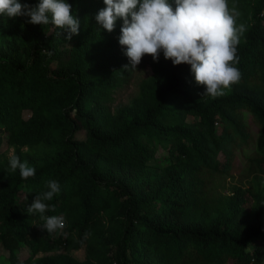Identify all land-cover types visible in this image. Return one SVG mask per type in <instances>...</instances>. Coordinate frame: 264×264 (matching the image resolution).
<instances>
[{
    "label": "trees",
    "instance_id": "1",
    "mask_svg": "<svg viewBox=\"0 0 264 264\" xmlns=\"http://www.w3.org/2000/svg\"><path fill=\"white\" fill-rule=\"evenodd\" d=\"M67 2L80 22L67 41L0 16V264H264V0H228L247 29L231 91L203 96L190 66L161 53L124 112L111 107L130 68L122 20L109 33L103 0ZM10 149L34 178L10 171ZM237 159L249 184L221 196ZM50 180L61 191L45 215H63L65 234L25 210ZM86 246L83 262L70 256Z\"/></svg>",
    "mask_w": 264,
    "mask_h": 264
},
{
    "label": "clouds",
    "instance_id": "2",
    "mask_svg": "<svg viewBox=\"0 0 264 264\" xmlns=\"http://www.w3.org/2000/svg\"><path fill=\"white\" fill-rule=\"evenodd\" d=\"M103 4L95 16L100 28L111 33L116 21L122 20L118 43L128 58L125 69L136 70L145 55L156 62L162 53L173 66H190L195 83L204 87L203 96L212 99L224 96L240 82L242 73L236 66L238 45L247 29L238 23L240 13L228 0H172V3L169 0H103ZM0 16L8 19L24 16L30 24L51 25L57 37L67 34L66 41L78 34L80 27L67 0H37L34 4L0 0ZM9 169L12 172L18 169L23 180L35 177V168L15 154L9 159ZM46 188L35 195L25 210L43 221L36 226L47 234H65L67 221L63 215H45L55 210L46 201L60 193L61 185L50 180ZM90 236L91 232L86 231L83 240Z\"/></svg>",
    "mask_w": 264,
    "mask_h": 264
},
{
    "label": "rangeland",
    "instance_id": "3",
    "mask_svg": "<svg viewBox=\"0 0 264 264\" xmlns=\"http://www.w3.org/2000/svg\"><path fill=\"white\" fill-rule=\"evenodd\" d=\"M151 60L149 59V55H145L142 58V61L139 65H137L136 70L129 68L128 70V79L123 86L118 88L113 93V103H112V109L118 108L121 111H125L131 108L133 100L136 98L139 92V86L140 84L146 80L151 75ZM189 119V118H188ZM190 120V119H189ZM248 120V119H247ZM249 122V121H248ZM250 124V123H249ZM26 150V149H25ZM46 152V149L41 148L39 149L38 153L40 155L44 154ZM13 150L10 149L8 152L5 153V157L9 158L12 156ZM242 161L237 159L235 163V169L233 171V177L231 179H227L224 184H221L220 187H218V193L221 196H230L232 192L233 186H240L243 189H245L249 184V179H240L242 175L245 174V170L242 169ZM157 172V171H155ZM114 228V224L112 221H106L101 230V234L99 235L100 238H104L108 235V233ZM94 250L95 246H93L91 249L88 250ZM59 253H64V250H61ZM21 254V253H20ZM20 259H23L27 257V255H20ZM70 256L79 261L83 262L87 256V246L79 251H74L70 254ZM233 264V263H229Z\"/></svg>",
    "mask_w": 264,
    "mask_h": 264
}]
</instances>
